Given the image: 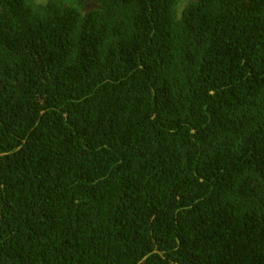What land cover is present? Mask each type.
I'll return each instance as SVG.
<instances>
[{"label":"trees","instance_id":"obj_1","mask_svg":"<svg viewBox=\"0 0 264 264\" xmlns=\"http://www.w3.org/2000/svg\"><path fill=\"white\" fill-rule=\"evenodd\" d=\"M0 264H264V0H0Z\"/></svg>","mask_w":264,"mask_h":264}]
</instances>
